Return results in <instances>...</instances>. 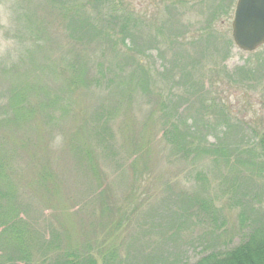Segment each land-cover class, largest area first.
Segmentation results:
<instances>
[{"label":"trees","instance_id":"obj_1","mask_svg":"<svg viewBox=\"0 0 264 264\" xmlns=\"http://www.w3.org/2000/svg\"><path fill=\"white\" fill-rule=\"evenodd\" d=\"M122 1L17 0L15 8L13 5L12 27L3 30L4 34L17 27L25 39L18 60L0 62V264H48L49 261L52 264H119L120 250L115 242L106 245L97 238L92 245L86 234L83 242L74 241L65 229L62 246L59 239L47 241L44 233L40 235L41 231L29 216L36 207L61 201L63 184L72 181L71 172H79L83 179L97 185L100 226L103 228L102 223L106 226V217L112 209L107 199L108 189L103 188L105 178L93 140L103 149H111L107 142L113 138V123L119 107L132 102L136 93H146L149 89L151 71L139 57L145 56L141 44L157 50L162 40H169L167 30L172 35L173 27L187 19L181 10L187 8L193 16L207 15L212 23L230 13L234 5V0H159V10L164 9L159 11L160 18L152 17L148 21L130 13ZM3 3L0 0V5ZM49 29L54 32L49 33ZM206 34L201 41L191 44L214 42L216 35L210 28ZM56 37L62 38V44H55V49L50 51ZM65 37L71 40L70 44ZM146 58L153 61L149 55ZM240 70L262 79L264 54L255 67ZM180 73L183 81L194 80L192 72ZM193 87H188L185 96L198 105H189L188 119L180 109L173 115L174 107L166 108L163 99L155 104L151 116L157 107L165 127L163 144L174 153L187 154L195 162L212 156L214 163L225 168L236 166V176L242 173L238 166L248 177L253 169H264V136H259L255 147L244 149L247 142L242 147L237 144L227 118L219 122L229 132H224L215 145L202 144L206 139L203 132L212 126V102L208 104L205 97L196 95L199 91L194 92ZM145 98L154 102L156 94L151 92ZM85 101H95L89 108L91 114L83 107ZM214 110L225 113L217 106ZM125 120L124 130L136 133L131 117L126 115ZM131 141L124 135L127 151L134 149V145L128 144ZM138 149L139 146L133 153ZM60 162L74 164L73 169L67 170V177H61L56 170ZM134 162L138 163L137 159ZM198 178L203 183L207 181L205 175ZM232 183L236 189L237 182ZM189 193L184 208L189 217L204 213L212 223L217 212L215 203L198 195V189L193 188ZM252 202L247 200V210L241 211L242 223L250 212L257 218L248 227L246 241L232 249L213 251L195 264H264V221H259V210L263 207L261 202L259 207ZM53 214L56 216L54 211Z\"/></svg>","mask_w":264,"mask_h":264},{"label":"rangeland","instance_id":"obj_2","mask_svg":"<svg viewBox=\"0 0 264 264\" xmlns=\"http://www.w3.org/2000/svg\"><path fill=\"white\" fill-rule=\"evenodd\" d=\"M15 2L17 0H4L0 5L3 27L0 30V62L18 60L24 49L25 37L17 27L7 34L3 31L12 27ZM122 2L130 13L141 15L148 21L152 17L159 19V11L164 10H159V0ZM236 2L234 0L230 13L212 23H209L207 15L193 16L189 15L187 8L181 10L187 19L173 27L172 35L167 30L169 40H162L157 50L154 46L141 44L145 56L139 57L148 65L152 83L146 93H136L131 98L132 102L119 107L113 123V138L107 142V147L112 150L103 149L97 140H93L105 178L103 188L108 189L107 199L112 209L106 217V226L103 223V228L100 226L97 185L83 179L79 172H71L72 181L63 184L61 201L43 204L42 207H36L32 201L31 205L36 209L29 217L47 241L59 239L63 246L66 229L74 241L83 242V234H86L89 239L92 237L88 239L92 245L97 238L101 243L105 241L106 245L115 242L120 250L119 264H195L213 251L232 249L246 241L249 225L257 221L255 214L250 212L246 222L242 223L241 211L247 210V200L253 201L255 207H259L261 202L263 208L259 210V221H264V169H253L248 177L247 172L238 166L242 173L236 176V166L225 168L214 163L212 156L195 162L193 158H187V154L174 153L163 144L165 127L157 107L151 116L157 101L163 99L167 103L166 108L174 107L173 115L180 109L179 112H184L188 119L186 110L189 105L198 104L195 100L189 101L185 94L190 85H195L194 92L199 91L195 94L205 97L208 104L212 102V126L203 132L206 138L202 141L204 146L215 145L224 132H229L228 127L219 122L222 118H227L232 127L231 136L240 147L247 142L244 149L255 147L259 136H264V77L257 80L261 76L253 78L240 72L241 68L255 67L264 54V46L253 53L243 52L235 46L232 22ZM208 28L216 35L214 42L191 44L201 41ZM48 32H54V29ZM56 38L52 40L50 51L55 49V44H62V38ZM65 40L67 44L71 43L69 38L65 37ZM99 53L97 51L96 56ZM148 55L153 61L146 58ZM182 70L192 72L194 80L183 81ZM151 92L156 94L154 102L144 100ZM94 104L95 101L83 102L88 114L92 113L89 108ZM215 106L225 113L222 115L219 110H214ZM126 115L133 120L136 133L124 130ZM175 117L185 119L183 116ZM218 126L222 127L217 129ZM123 134L127 140H132L128 144L134 145L133 150H126ZM137 146L138 151L133 153ZM135 159L138 163L134 162ZM73 168L74 164L70 162L56 164L61 177H67V170ZM198 175H205L207 181L203 183ZM233 181L237 182L236 189L231 186ZM193 188L198 189V195L215 203L217 212L212 223L203 216L204 213L190 218V213L184 209L186 196Z\"/></svg>","mask_w":264,"mask_h":264},{"label":"water","instance_id":"obj_3","mask_svg":"<svg viewBox=\"0 0 264 264\" xmlns=\"http://www.w3.org/2000/svg\"><path fill=\"white\" fill-rule=\"evenodd\" d=\"M232 37L236 46L245 52L264 45V0H237Z\"/></svg>","mask_w":264,"mask_h":264}]
</instances>
